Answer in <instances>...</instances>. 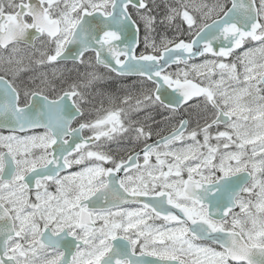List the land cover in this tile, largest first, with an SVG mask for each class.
Segmentation results:
<instances>
[{"label":"snow or ice","instance_id":"obj_1","mask_svg":"<svg viewBox=\"0 0 264 264\" xmlns=\"http://www.w3.org/2000/svg\"><path fill=\"white\" fill-rule=\"evenodd\" d=\"M0 264H264V0H0Z\"/></svg>","mask_w":264,"mask_h":264}]
</instances>
